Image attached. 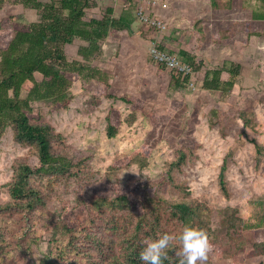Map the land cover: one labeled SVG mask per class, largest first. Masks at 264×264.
I'll return each instance as SVG.
<instances>
[{"label": "rangeland", "instance_id": "1", "mask_svg": "<svg viewBox=\"0 0 264 264\" xmlns=\"http://www.w3.org/2000/svg\"><path fill=\"white\" fill-rule=\"evenodd\" d=\"M206 1L189 14L179 9V31L189 28V20L198 15L210 21L246 17L244 11L211 10ZM244 2L247 11L264 7L259 0ZM100 14V5L87 11L88 17ZM130 15L131 32L111 33L101 42V55L91 62L106 73L105 84L70 76L72 97L66 106L32 104L30 122L49 124L61 135L52 150L64 153L72 168L69 176L31 178L42 198L33 210L0 209V264H106L88 236L116 239L108 226L114 214L121 211L135 220L159 210L165 232L179 233L182 227L171 213V205L179 203L198 205L211 214L206 264H264V254L251 246L255 240L264 241V228H233L221 213L226 207L237 209L236 216L253 223L252 203L264 198V37H253L244 46L239 36H232L234 47L221 50L218 61L209 59L210 66L227 58L243 62L230 94L204 91L198 79L194 90H176L170 74L149 55L156 40L168 50L167 26L165 32H152L144 24L140 28ZM37 20L36 10L7 0L0 7V48L14 27ZM81 44L74 41L64 47L69 60L77 57ZM202 73L200 69L198 77ZM35 77L40 80L39 74ZM109 125L113 137L107 135ZM224 161L228 196L218 183ZM19 163L34 166L36 151L18 143L8 128L0 136V206L13 204L9 185ZM93 201L101 205L94 207ZM126 224L129 230V221ZM71 244L82 246V251L75 253Z\"/></svg>", "mask_w": 264, "mask_h": 264}, {"label": "trees", "instance_id": "2", "mask_svg": "<svg viewBox=\"0 0 264 264\" xmlns=\"http://www.w3.org/2000/svg\"><path fill=\"white\" fill-rule=\"evenodd\" d=\"M7 0H0V7ZM24 8L36 10L38 20L23 23L14 27L7 44L0 48V136L10 128L14 139L21 144L31 146L36 151V164L19 163L15 170L13 181L9 185V195L13 204L0 206L1 210L14 207L16 210H33L42 204L38 189L31 186L34 176L64 177L70 175L71 160L62 152H54L53 143L61 140L49 124L30 122L33 103H50L54 107H64L71 100L70 76H76L85 82L92 80L106 83L107 75L100 68L92 66L91 62L101 55V42L118 30H127V22L115 17L113 10L101 8L100 16L88 17L87 11L94 7L91 0H14ZM245 0H210L214 11H244L245 18H229L227 20H208L196 17L189 20V38L185 39L184 48L179 59L188 63L197 73L201 89L218 92L221 97L230 94L238 84L240 64L232 60H223L214 66L205 65V53L215 47H234L233 36H239L244 46L251 38L264 37V7L261 11H247ZM262 3L264 0H259ZM234 14V13H233ZM231 14V15H233ZM221 21V22H219ZM220 24V26H218ZM152 32L154 29L148 28ZM74 41L82 42L77 49V57L68 59L64 47ZM162 48L161 46H159ZM171 53V51H170ZM173 54V53H171ZM175 55V54H173ZM161 71H166L161 64L154 63ZM200 69L202 76L198 77ZM35 74L40 75L37 80ZM171 83L176 90L185 89L187 77L179 73H169ZM225 74V78H223ZM25 91V96L22 92ZM244 125L250 121L244 111H240ZM108 137L115 135L112 126H108ZM256 153L261 147L256 145ZM183 158V157H182ZM226 163L224 161L219 173V187L224 196H228L224 179ZM104 200V199H101ZM125 201V198H121ZM96 201V200H94ZM92 202L94 207L101 203ZM106 201V198L102 203ZM254 222H244L236 216L237 209L226 207L221 210L226 222L231 227H241V230L264 228V198L253 201ZM198 205L179 203L171 205V213L181 227L192 224L210 231L211 214ZM259 209V210H257ZM222 216V217H223ZM129 221L131 228L127 229ZM225 222V221H223ZM116 239L105 238L102 235H90L88 240L98 253L106 258V264H146L140 253L146 240L156 239L165 233L160 219L159 210L144 212L133 220L121 211L114 214L108 222ZM72 246L75 253L82 251V246ZM251 246L258 253L264 254V241H253ZM180 245L174 241L168 248V256L164 264H179L181 256ZM209 260H206L205 264ZM197 264H200L198 261Z\"/></svg>", "mask_w": 264, "mask_h": 264}, {"label": "crops", "instance_id": "3", "mask_svg": "<svg viewBox=\"0 0 264 264\" xmlns=\"http://www.w3.org/2000/svg\"><path fill=\"white\" fill-rule=\"evenodd\" d=\"M92 3L95 6H99L102 7H108L109 9L113 10V14L114 16L117 18H123L126 22H127V26L129 27L126 30H123L124 32H131V28H130V21H131V15L133 13L134 17L137 19V21L140 24V28H142L141 26L143 25V23L139 20L138 16H137V6L138 3L135 1H126V0H100V2L96 1V0H91ZM206 0H154L153 5L150 8V12L151 14H153L154 16L160 18L161 20H163L166 23V26L168 28V33L167 34V40L168 42V50L171 51V53L177 55L180 57V52H182V49L184 48V43L186 42L185 39L189 38V30L190 28H188V26H180L181 27V31L178 30L179 27V23L180 16H183V14H179L181 13L179 9H185L186 10V14H189V10L190 12L193 11L194 9H199L200 6L202 5L201 2H204ZM208 3L209 8H211L210 6V0L206 1L205 4ZM164 4V6H163ZM207 5V4H206ZM176 8V9H173ZM174 10V11H173ZM170 11V12H169ZM173 11V12H172ZM172 13V14H170ZM174 13V14H173ZM173 15H175V17L173 18ZM129 17H130V21H129ZM195 17H203L201 15L195 16ZM186 21V20H185ZM184 25V22H183ZM173 31L175 32V34H180L182 32V34L180 36H175L173 35ZM141 35H143L142 29L141 31H139ZM121 33V32H120ZM119 33V34H120ZM132 34V33H131ZM121 35V34H120ZM108 38H111L110 36ZM240 49V48H238ZM221 50L223 51H227L226 48H220L217 49L215 51H209L207 54H205V65H208L207 63H210L211 61H218L221 58ZM241 51V49H240ZM243 58V56H242ZM209 59H211L210 62ZM236 60L237 58H227L226 60H232L233 61ZM240 61V62H239ZM236 63H239L240 66L242 67V61L238 60L236 61ZM216 64V63H214ZM170 78V77H169ZM171 87L173 89H176V86L174 84L171 83Z\"/></svg>", "mask_w": 264, "mask_h": 264}, {"label": "clouds", "instance_id": "4", "mask_svg": "<svg viewBox=\"0 0 264 264\" xmlns=\"http://www.w3.org/2000/svg\"><path fill=\"white\" fill-rule=\"evenodd\" d=\"M172 241H178L179 264H205L208 258L209 240L205 229L185 224L179 233L165 232L156 239L146 240L140 256L146 264H164Z\"/></svg>", "mask_w": 264, "mask_h": 264}, {"label": "built area", "instance_id": "5", "mask_svg": "<svg viewBox=\"0 0 264 264\" xmlns=\"http://www.w3.org/2000/svg\"><path fill=\"white\" fill-rule=\"evenodd\" d=\"M135 1L138 3L137 6V16L139 20L150 29L156 30V32H165L166 25L160 18L154 16L150 12V8L153 5L154 0H126ZM164 6V4H163ZM156 40V38H154ZM162 44L157 40L150 46L149 55L153 63L161 64L165 67L168 73H179L183 77H187L185 82V88L194 90L197 85V75L192 67L180 60L176 55L170 53V51L160 48Z\"/></svg>", "mask_w": 264, "mask_h": 264}]
</instances>
